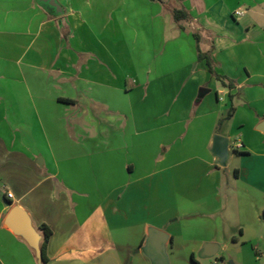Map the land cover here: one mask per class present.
<instances>
[{
    "label": "crops",
    "instance_id": "obj_1",
    "mask_svg": "<svg viewBox=\"0 0 264 264\" xmlns=\"http://www.w3.org/2000/svg\"><path fill=\"white\" fill-rule=\"evenodd\" d=\"M57 1L61 18L36 0H0V264H44L8 226L14 208L40 247L50 228L47 264H217L223 249L262 247L264 0ZM174 10L190 18L177 23ZM184 54L186 65L174 60ZM134 56L143 65L127 62L128 83L118 59ZM165 74L183 101H159L163 152L151 158L127 139H148L152 102L131 97ZM186 122L201 150L178 146ZM215 136L229 139L225 166ZM152 229L168 238L155 261ZM210 243L219 252L204 258Z\"/></svg>",
    "mask_w": 264,
    "mask_h": 264
},
{
    "label": "rangeland",
    "instance_id": "obj_2",
    "mask_svg": "<svg viewBox=\"0 0 264 264\" xmlns=\"http://www.w3.org/2000/svg\"><path fill=\"white\" fill-rule=\"evenodd\" d=\"M184 47H186V44H184ZM185 49V48H184ZM184 53H187L186 51ZM177 63H179V61H182V65H186L189 62V57L184 54V57L180 60L179 58L174 59ZM169 61V57L167 58V62ZM127 62H131L132 64L135 63V65H138L139 67H141L143 65V58L142 56H134L132 59H128L127 61H125L122 58L118 59V66L120 68V74H122V70L123 73H128L127 70H130V68H127ZM166 62V65H168L169 63ZM127 68V70H126ZM126 76H130V80L128 81V83H130V81L132 80L131 76L132 74H126ZM165 76L166 80L165 82L167 83L166 85L161 84L163 86H161V89H158L156 91L151 90L149 93H147V91L143 92V96H141L139 93V91L134 94L131 97V101H151V105H150V112L152 115V119L150 122V130L151 133L148 134V139L145 137H143L144 135H140L135 138H128L127 141L129 142H134V145H143L146 147V145H148V152L151 156V158H154L156 156H159L162 154L163 151H159V134H161L160 129V125L166 123V122H162L159 121L157 118L154 119L156 116L155 113H158V111L160 110V108L162 107L161 104H159V101H167V109H171L174 105L172 101H183V97L178 98V94L180 95V91H178V89H174V88H170V86L168 87L167 85L171 82V76L169 74H165L163 75ZM190 76V75H187ZM191 77V76H190ZM186 78V74H184V79ZM136 79V78H135ZM183 79V80H184ZM182 80V81H183ZM189 80V77H188ZM126 81H127V77H126ZM155 101V102H154ZM172 110V109H171ZM169 123V122H167ZM148 124V123H147ZM138 125L140 127L144 126V123L142 121L138 122ZM190 125V123L186 122L183 124L182 128L180 129V131L182 132V139L180 140H176L177 143L179 144L178 146L180 147H186V152H190L189 150L191 149H195V150H201V146L203 144V140L204 137L202 136L203 134H200L198 137L192 136L193 134H191V131H189V133H187V129L189 128L188 126ZM141 129V128H139ZM192 128H190L191 130ZM186 134H188L187 137ZM126 140V139H125ZM158 152H160V154L158 155ZM233 249L227 250L225 251L224 249L220 251V256H224L225 257V263H221L220 260L217 262V264H231L232 261H235V259H237V256L240 254L242 257H244L246 260H255L258 258V264H264V244L262 247H258L256 245H253L251 243H247L243 246L239 245L237 247H232ZM201 256L197 253V258L199 260H201L200 258ZM203 264H208L207 262H203Z\"/></svg>",
    "mask_w": 264,
    "mask_h": 264
},
{
    "label": "water",
    "instance_id": "obj_3",
    "mask_svg": "<svg viewBox=\"0 0 264 264\" xmlns=\"http://www.w3.org/2000/svg\"><path fill=\"white\" fill-rule=\"evenodd\" d=\"M43 4H47L54 9L57 14L64 12L62 6L57 0H39ZM212 153L219 159L222 166L226 165L229 157V139L221 136H215L213 142ZM8 226L15 232L20 233L29 245L37 253L40 263H43V256L40 247L41 237L33 228L30 218L18 208H14L7 218ZM167 236L161 231L152 229L149 232V252L148 255L154 261L162 258L164 253V245L167 242ZM219 252V246L216 244H207L203 247L202 254L204 258H214Z\"/></svg>",
    "mask_w": 264,
    "mask_h": 264
},
{
    "label": "trees",
    "instance_id": "obj_4",
    "mask_svg": "<svg viewBox=\"0 0 264 264\" xmlns=\"http://www.w3.org/2000/svg\"><path fill=\"white\" fill-rule=\"evenodd\" d=\"M36 1L46 10V12L48 13V15H50V17H52V18H61V17H63L64 12L62 14H57L55 12V10L50 8L47 4H43L39 0H36ZM173 14H174V19H175V21L177 23H179L181 21L188 20L190 18L189 14L186 11H184V10H174ZM198 58H199L200 61H203V60L206 61L207 67H208V71L212 75H214L215 73H214V70H213L212 64H211V62L209 60L208 55L199 53ZM197 102H199V100ZM231 116H232V109L228 113L226 119H229ZM221 122H223V121H221ZM40 230L43 232V235H44L43 243H42V246H41V251H42V256H43V263L47 264L49 262V259L47 257V247H48V243H49V240L51 238L52 232H51L50 228L47 225H41L40 226Z\"/></svg>",
    "mask_w": 264,
    "mask_h": 264
},
{
    "label": "built area",
    "instance_id": "obj_5",
    "mask_svg": "<svg viewBox=\"0 0 264 264\" xmlns=\"http://www.w3.org/2000/svg\"><path fill=\"white\" fill-rule=\"evenodd\" d=\"M234 15L236 16V17H238V16H241L242 15V12H240V11H236L235 13H234ZM237 148H242V144L241 143H238V145H237ZM11 197H12V195H10Z\"/></svg>",
    "mask_w": 264,
    "mask_h": 264
}]
</instances>
